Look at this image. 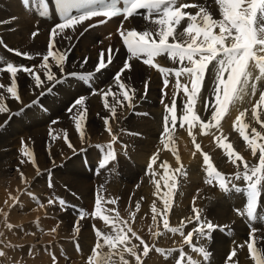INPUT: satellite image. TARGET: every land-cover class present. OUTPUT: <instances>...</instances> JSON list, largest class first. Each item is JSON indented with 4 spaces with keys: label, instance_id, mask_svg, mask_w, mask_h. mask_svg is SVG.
I'll list each match as a JSON object with an SVG mask.
<instances>
[{
    "label": "bare ground",
    "instance_id": "6f19581e",
    "mask_svg": "<svg viewBox=\"0 0 264 264\" xmlns=\"http://www.w3.org/2000/svg\"><path fill=\"white\" fill-rule=\"evenodd\" d=\"M18 2L0 0L3 16L0 17V43L4 41L12 51H21L25 45H30H24L22 33H32L47 25V22L35 17L32 10L36 8L35 0ZM198 3L199 0H155L149 11L126 19L120 28L117 27L118 21L112 20L86 31L87 26L101 18L70 21L52 31L54 43L51 46L48 44L50 50L43 49L48 56L46 60L42 58L36 62L37 68L27 69L28 72L22 69L0 71L3 73L0 79V146L1 141H4L21 153L16 158L17 164L7 171V180H0V204L3 205L0 207V224L3 218L14 215L18 205L25 204L23 200L28 196L27 191L37 193L40 189L42 192L39 196L45 194L46 183L42 177L47 171L48 176L51 174L53 178H60L63 184L82 194L86 203H94V198L98 201L100 207L94 214L97 219L82 222L87 228L84 231V244L91 245L95 238L97 245L91 264H264V65L259 63L262 59H254L257 52L252 51L253 45L264 41V15L254 14L253 0H215L214 3L210 2L214 4L210 10V5L196 7ZM191 4L194 7H190ZM208 11L214 18H208ZM66 27H69L67 31ZM75 27L78 30L75 31ZM19 30L22 33L17 32ZM77 31L84 34L82 41L79 39L84 46L91 44L95 47L80 48V42L74 41ZM34 33L39 34L38 37L40 34H44V37L48 35L47 31ZM115 39H119L120 43H115ZM46 40L43 39L45 43ZM113 42L115 49L110 53L114 61L109 59L112 63L108 64L106 52L103 51V54L102 49L96 46L105 48ZM0 55L9 63L3 64V67L12 66L13 55L5 53L1 46ZM26 65L23 64V67ZM103 70L108 71L110 76L95 82L97 88L100 87L97 89L99 93L95 96L84 94L76 104L72 102L73 106L66 111L65 107H60L62 104L59 105L65 112L59 114L52 124L44 123L46 126L34 128L35 124L28 120L29 117L26 119L28 124L24 122L25 119L9 118L18 109L31 111L36 108L37 105L31 101L34 97L42 99L40 101L47 108L50 107L60 92L71 90L67 87L72 82L75 84V77L67 78V73L86 75ZM146 75L153 76L152 80L148 82ZM161 83L163 88L159 86ZM229 85L230 94L227 90ZM47 89L57 96H43L42 92ZM80 91L77 96L83 93ZM224 91L229 95L225 96ZM71 93L75 91L71 90ZM224 99L232 100L237 110L228 109V115L231 113L229 118L228 115L227 118L221 115L212 117V113L218 111L217 104ZM255 101L259 103L257 108L252 106ZM222 106L223 112L226 107ZM253 108L256 109V115ZM87 109L96 115L89 123L84 122L81 116ZM231 111L236 115L238 112L245 113L246 116H232ZM148 112L157 114V117L163 113L159 126L162 129L154 128L144 118ZM8 118V123L3 127L2 122ZM38 130L41 135L34 133ZM136 135L156 141L149 143V140H142ZM29 137L35 143L40 140L37 144L44 147V151L32 150L35 144L27 148L28 144L23 140L28 141ZM91 145L101 149L96 161L98 174L95 175V181L83 177L76 182L71 175L57 172L58 165ZM123 151L130 155L121 159ZM148 158L147 168L144 164ZM118 159L119 164L125 163L126 169L123 170L124 176H121L122 183L118 187V181L115 187V171L112 168H115ZM143 166L147 168L146 172ZM10 176L12 178L9 179ZM92 191L96 193L94 197ZM24 195L27 196L23 199ZM16 196L18 201L13 200ZM117 196L118 202L115 201L114 206L112 201L110 203L105 199ZM47 206L51 210V205ZM90 207L89 211L92 210ZM250 213L253 219L248 216ZM35 214L29 213L31 216ZM243 216L244 222L240 221ZM44 219V223H48ZM17 224L19 228L13 229L15 238L18 232L23 233V227L20 229V226L24 222ZM88 226L97 229L102 226V230L98 233L99 230L91 227L98 234L90 235L93 230L90 229V232ZM49 229L54 232L52 227L45 228L46 231ZM66 229L64 225L56 240L52 235V241L55 240L53 243L45 240L46 243L40 242L38 247L37 244L36 247L31 246L33 244L21 247L26 252L24 254L33 253L39 257L42 248L44 250L48 245H57L51 246L56 257L67 254L68 240L64 239ZM254 229L260 234H253ZM29 233L25 236L29 237ZM32 235L30 238L34 239V232ZM4 244L3 240L0 241V248ZM92 246L94 249L95 244ZM119 250L129 255L122 256ZM162 253L166 255L165 258L160 256ZM18 254L8 255L19 260ZM13 257L10 259L14 261ZM180 258L182 260L178 262ZM0 260L6 262L7 258L2 257ZM31 260L26 264H34L37 259Z\"/></svg>",
    "mask_w": 264,
    "mask_h": 264
},
{
    "label": "rangeland",
    "instance_id": "374dc122",
    "mask_svg": "<svg viewBox=\"0 0 264 264\" xmlns=\"http://www.w3.org/2000/svg\"><path fill=\"white\" fill-rule=\"evenodd\" d=\"M258 1V2H257ZM261 1H262V3H261ZM199 2H200V4L198 3L197 5H196V7L197 6H209L210 5V7L208 8L209 10L214 6V2H215V0H212V1H210V0H199ZM204 2V3H203ZM205 2H208V4L207 3H205ZM210 2H213V3H210ZM202 3V4H201ZM219 3V2H218ZM218 3H215V4H218ZM261 3V4H260ZM260 3H259V0H253V4H254V10H253V12H254V14H256L257 16H263L264 15V0H260ZM196 4V3H195ZM213 4V5H212ZM212 6V7H211ZM190 7H194V5L192 6V4L190 5ZM257 7H258V10H257ZM0 10L2 11V6H1V4H0ZM0 11V17L2 16V12ZM257 12V13H256ZM207 16H208V18H214L213 16H211V13L208 11L207 12ZM210 16V17H209ZM2 18H3V16H2ZM14 19V18H13ZM14 21H17V20H15L14 19ZM214 23H215V19H214ZM67 28H69V27H66V31L68 30ZM63 29V30H64ZM262 29V26H260V30ZM76 30H78L76 27H75V31ZM22 31V30H21ZM17 32H19V33H22V32H20V30L19 31H17ZM60 32H62V31H60ZM31 33H28V32H24V33H22L21 35H23V36H21L22 38H23V42H24V45L25 44H30L29 46H26L25 45V47L24 48H22L21 49V51H22V53L23 54H25L27 57H29V58H32L31 59V61L32 62H27V60L28 59H26L25 57H23V56H16V58L13 56V62H12V66H13V69L14 70H4V67L2 66L3 64H9L7 61H6V59L2 56V55H0V71H15V70H17V71H20L21 69H22V67H23V64L24 65H26L27 63L29 64V65H35L36 66V62H38V60H41L42 58L44 59L45 57H46V59H47V56L48 55H46V53L44 52V50L43 49H48V50H50V47H48V44L50 43V46L54 43V38H53V36L51 37L52 38V40L53 41H49L50 40V38L48 37V35L47 34H45V37H44V34H40L41 36H39L38 37V35H36L35 34V40L34 39H32L31 38V35H30ZM79 34V35H78ZM46 35H47V37H46ZM84 34L83 33H80L79 31H77V33H76V35H75V39H74V41H75V43H77L78 41H79V39L81 40V37L83 36ZM30 38H29V37ZM78 36V37H77ZM200 36V35H199ZM28 37V38H27ZM37 37V38H36ZM40 37H44L43 39H44V41L46 40V43L43 41V39H41ZM80 37V38H79ZM41 39V42H40V40L39 39ZM76 38H77V40H76ZM24 40H26V41H24ZM30 40V41H29ZM117 40V41H116ZM28 41L30 42V43H28ZM33 41H35V42H33ZM82 41V40H81ZM114 41H116L115 43H117V44H119L120 43V41H119V39H115ZM119 41V42H118ZM37 42V43H36ZM43 42L46 44V45H44L43 44ZM80 42V41H79ZM79 42H78V44H79ZM263 42V43H262ZM33 43V45H31ZM41 43V47L39 46V44ZM115 43L113 42L112 43V45L111 46H106L104 49L101 47V46H96V47H99V50H101L102 52L104 51V52H106L105 54L107 55L106 57L108 58V61H109V63L108 64H110V63H112L113 61L111 60V56L113 55V54H111V53H113L114 52V49H115ZM2 44V45H1ZM34 44H35V46H34ZM4 45H6V46H8L4 41H2L1 43H0V46H4ZM37 45V46H36ZM259 45V46H258ZM34 46V47H33ZM44 46V47H43ZM79 46H80V48H82V49H84L85 47H87V46H92V47H95V46H93V45H91V44H89V45H87V46H84V44H83V42H80V44H79ZM112 46H114L113 48H112ZM1 47V48H2ZM9 47V46H8ZM39 47V48H38ZM108 47H110V48H108ZM257 47L258 49H260V52H258L259 50L258 49H255V48ZM40 48H42L41 50H40ZM101 48V49H100ZM254 48V49H253ZM4 49V48H3ZM105 49H107L106 51H105ZM111 49V50H110ZM24 50V51H23ZM108 50H110V51H108ZM256 51L257 53H255L254 55L256 56V58H254L256 61H259V60H261V61H259V63H261L262 65H264V41H261L260 43H258L257 44V46L256 45H253V47H252V51ZM263 50V52H261ZM21 51H16L15 50V52L16 53H18V54H20V52ZM41 51V52H40ZM38 52V53H37ZM104 52H103V54H104ZM111 52V53H110ZM34 53H35V55H34ZM38 54H42L41 56L39 55V56H37ZM45 54V55H44ZM109 54V55H108ZM260 54H262V55H260V57H259V55ZM35 56V57H34ZM44 56V57H43ZM105 56V55H104ZM19 57V58H18ZM37 57H39V58H37ZM41 57V58H40ZM260 59H259V58ZM2 58H3V60H4V62H3V60H2ZM16 59H17V61H16ZM24 61H23V60ZM45 59V60H46ZM112 61H110V60ZM252 59H253V57H252ZM258 59V60H257ZM20 60V61H19ZM29 61V60H28ZM25 62V63H24ZM131 62V61H130ZM14 63H16V64H14ZM19 63V64H18ZM35 63V64H34ZM19 65V66H15V65ZM12 66H7L6 65V67H12ZM34 66V68L33 69H35V68H37V67H35ZM18 67V68H17ZM264 67V66H263ZM262 67V68H263ZM20 69V70H19ZM32 69V70H33ZM29 71H30V69H28ZM262 70V69H261ZM263 70H264V68H263ZM24 71V70H23ZM27 70H25V72H26ZM106 70H103L102 72H95V71H93V72H91V73H87V74H90L91 75V79H89V81L88 80H85L86 79V75H83V74H77L78 76H76L74 79H75V81H74V83L75 84H73V82H72V84L71 85H73V87L71 86V85H69L70 87H67V88H69V89H71L72 90V92H74L75 91V93L73 94V93H71V90H64L66 93H64V91H62V92H60L59 93V95L57 96L56 94H53V91L52 90H49V89H47L46 91H44V92H42V94H43V96H49V97H55V96H57V98L55 99V101H53L51 104L53 105H51L50 107H48L47 108V106L46 105H44L40 100H42V99H37L36 97H34L31 101L33 102V103H35L37 106H36V108H34V109H32L31 111H27V110H24V108H22L21 110L20 109H18L17 111H15L14 113L12 112L11 114H10V116H9V118H11V116H14V117H17V120H20L21 119V121H23L24 119V122L26 123V124H28V120H32L33 121V124H35L34 125V128H41V127H44V126H46L44 123H47V124H52L53 123V121H56L57 120V118L59 117V114H61V113H63V112H65L68 108L69 109H71V107L73 106V104H76L77 103V101H79V97H81V96H83L84 94H91V96H95L96 94H98L99 93V89H100V87H98L97 88V85L95 84V82L97 81V80H101V79H103V78H105V77H108V76H110V74H109V72L108 71H106ZM28 72V71H27ZM262 72H264V71H262ZM2 74L3 73H0V79H2ZM68 74V77L67 78H71L72 77V74L70 73H67ZM99 74V75H98ZM97 75V76H96ZM71 76V77H70ZM84 76V77H83ZM151 76V75H150ZM149 75L147 76H145V77H147V79H148V82L149 81H151L152 80V77L153 76H151L150 77ZM99 77H100V79H99ZM103 77V78H102ZM97 78V79H96ZM83 79V80H82ZM96 79V80H95ZM79 80V81H78ZM76 81H77V83H76ZM92 81V82H91ZM80 82V83H79ZM164 82V81H163ZM162 82V83H163ZM83 83V84H82ZM91 83V84H90ZM160 84L159 86H162L163 84ZM85 84V85H84ZM95 84V86H93ZM74 86H77V87H74ZM89 86H91L92 88H94L96 91H98V92H96V94H95V91H92V88H90V89H88V87ZM84 87V88H83ZM231 88V86L229 85L228 86V88ZM74 88H77L79 91L81 90L83 93H81L80 95H76L77 94V92H78V90L77 89H74ZM81 88V89H80ZM87 88V89H86ZM162 88H163V86H162ZM230 88L229 89H227L228 90V92L230 91ZM83 89H84V91H83ZM98 89V90H97ZM226 90V91H227ZM69 91V92H68ZM80 91V92H81ZM91 91L93 92V94L91 93ZM160 90H158L157 91V94H158V92H159ZM226 91H224L225 93H223L225 96H228L229 94H230V92H229V94L227 95V93L228 92H226ZM67 93H69V94H67ZM71 93V94H70ZM51 94H53V95H51ZM65 94V95H64ZM51 95V96H50ZM61 95V96H60ZM73 97H72V96ZM60 96V97H59ZM67 97H68V99H67ZM61 98H62V100H61ZM63 98H65L64 100H63ZM77 98V99H76ZM61 101H60V100ZM73 99V100H72ZM59 100V101H58ZM70 100V101H69ZM76 100V101H75ZM81 100V99H80ZM228 103H226V102ZM31 102V103H32ZM63 102V103H62ZM67 104H66V103ZM69 102V103H68ZM72 102H73V104H72ZM233 101L231 100H226V99H224L223 101H221L220 103H218L217 104V106L216 107H218V109L216 108V110H218V111H215V113L213 112L212 113V117H214V116H216V117H218V115L220 116H222V117H225V118H229L230 117V115H231V113H230V115H228V113H227V110L229 109V110H232V111H236L237 110V107L236 106H234L233 104H234V102L232 103ZM56 103V104H55ZM59 103V104H58ZM222 103L224 104L223 106H222ZM232 103V104H231ZM256 103V104H255ZM62 104V105H61ZM237 103H235V105H236ZM258 102L257 101H255L253 104H252V106L254 107L255 106V108H257V106H258ZM59 105H61L60 107L61 108H63V107H65V111L63 110V109H60V107H59ZM65 105V106H64ZM72 105V106H71ZM221 105L223 108H225V109H223V112H222V108H221V106L219 107V106ZM230 107H229V106ZM56 106V107H55ZM63 106V107H62ZM70 106V107H69ZM232 106V107H231ZM251 106V107H252ZM221 110H220V109ZM233 108V109H232ZM235 108V109H234ZM255 108H253V113L255 114V111H256V109ZM59 109V110H58ZM39 110V111H38ZM58 110V111H57ZM62 110V111H61ZM22 111V112H21ZM26 113H25V112ZM220 111V112H219ZM231 111V112H232ZM19 112H21V113H19ZM38 112H39V114H38ZM42 112V113H41ZM84 113L81 115L82 116V120L84 121V122H87V123H89V122H91V121H93L95 118H96V115H95V113L92 111V110H85V111H83ZM161 112H162V110H161ZM216 112H217V115H215L216 114ZM227 114H226V113ZM25 115H23V114ZM29 113V114H28ZM91 113H92V115H91ZM240 112H238L237 113V115L238 116H240L241 115V117H245L246 115H245V113H241V114H239ZM41 114V115H40ZM47 114V115H46ZM152 115V113L151 112H148V114H146L145 116H144V118L145 119H147L148 121H150V124L155 128L156 127V129L157 128H161V127H159V126H161V117H163V113H160L161 115H160V117H159V115H158V117H157V114L155 115L154 113H153V115ZM224 114H225V116H224ZM232 116H237L236 115V113H234V112H232ZM31 115V116H30ZM33 115V116H32ZM40 115V116H39ZM47 117H46V116ZM49 115V116H48ZM94 115V116H93ZM228 115V116H227ZM250 115H251V112H250ZM256 115V114H255ZM254 115V116H255ZM21 116H22V118H21ZM43 116V117H42ZM91 116V117H90ZM150 117V119H148L149 117ZM227 116V117H226ZM231 116V117H232ZM29 117V118H28ZM36 117V118H35ZM40 117H42V118H40ZM88 117H89V119H88ZM148 117V118H147ZM156 119H155V118ZM9 118L5 121L4 120V122H2L3 124V127H5V125L8 123V121H9ZM28 118V120H26ZM44 118H46L45 120H44ZM37 119H38V121H37ZM41 119V120H40ZM151 119H152V121H151ZM156 121H155V120ZM160 119V120H159ZM158 120V121H157ZM38 123H40V122H42V123H40V124H38ZM40 121V122H39ZM44 121V122H43ZM46 121V122H45ZM154 121V122H153ZM35 122V123H34ZM158 124H157V123ZM36 125H39V126H36ZM42 125V126H41ZM162 129V128H161ZM34 133H37V134H39V135H41V133L39 132V130L37 131V132H34ZM33 134V133H32ZM31 135V134H30ZM26 136H28V135H26ZM137 136V138H139L140 137V139H142V140H149L148 142L149 143H155V139H151V138H149V137H147V136H142L141 137V135H136ZM210 138H212V137H210ZM25 139V138H24ZM28 141H31L32 140V142L33 141H35L34 139H32V138H28L27 139ZM146 140V141H147ZM26 144H28L27 146H24L23 148L24 149H27V148H29V147H32V145H34V147H32V150H34L35 152H37V151H44V147H40L38 144V142H41L40 140H38V142H28V141H25V140H23ZM151 141V142H150ZM153 141V142H152ZM4 143V144H3ZM38 143V144H37ZM122 143V142H121ZM30 145V146H29ZM39 146V147H38ZM121 146H123V144H121ZM22 147V146H21ZM27 147V148H26ZM91 147V148H90ZM96 147V148H95ZM98 146H96V145H93V147H92V145L91 146H89V147H86L84 150H80L77 154H75L74 155V157L72 156V157H70L68 160H66L63 164H64V166H63V164H60V165H58V167H57V172L59 173V174H61V175H65V174H69V175H71L72 176V178H73V180L75 179V181L76 182H78V181H80V179L81 178H83V177H86L87 179H89L91 182H93V181H95V179H96V176H97V174H98V162H96V161H98V158L100 157L99 156V154H101V149L98 147ZM11 148V149H10ZM22 148V149H23ZM90 148V149H89ZM94 148H95V150H94ZM23 149V150H24ZM97 149H100L99 151L97 150ZM14 150H15V152H14ZM30 150H31V148H30ZM0 180H7V176H8V174H9V172H7V171H9V169H10V167L11 166H13V165H15V163L17 164V159H18V156L20 157V155H21V153H19V151H18V149H15V148H13L12 146H8V144L6 143V142H4V141H1V146H0ZM10 152V153H9ZM14 152V153H13ZM80 152H84L85 154H86V156H87V158H88V162H87V165H84V163L86 162V160H87V158H82L81 159V156H80ZM5 153V154H4ZM8 153V154H7ZM12 153V154H11ZM24 153H25V150H24ZM93 154H96V155H93ZM122 155L123 156H121L120 158L122 159V157H128L130 154H125L124 153V151H123V153H122ZM14 156V158H12ZM34 156H35V154H34ZM71 156V155H70ZM76 156V157H75ZM79 156V157H78ZM90 156V157H89ZM36 157V156H35ZM17 158V159H16ZM71 158H73L72 160H71ZM119 158V159H120ZM16 159V160H15ZM75 159H77V160H75ZM79 159V160H78ZM89 159L91 160L90 162H89ZM119 159H118V161H117V164L115 165V168H112L113 169V171H115V187L117 186V182H118V187H119V185H120V183H122V179H123V177H121V176H124V171H125V169H126V166H124L125 165V163L124 164H119ZM34 160H35V158H34ZM74 160H75V162H77L78 163V165H76L77 163H75L74 162ZM148 160V161H147ZM14 161V162H13ZM71 162V163H69V162ZM150 161V158H148V159H146V162L147 163H145L144 164V166H146L147 168H148V162ZM95 162H96V164H95ZM5 163V164H4ZM92 163V164H91ZM7 164H9V165H7ZM68 164V165H67ZM66 165V166H65ZM92 165V166H91ZM121 165V166H120ZM61 166V167H60ZM69 166V167H68ZM78 166V167H77ZM84 166V167H83ZM143 166V168H144V171L146 170L147 171V168L146 167H144ZM81 167V168H80ZM120 167V168H119ZM124 167V168H123ZM4 168V169H3ZM64 168H66L67 170H65ZM62 169V170H61ZM71 169V170H70ZM80 169H82L83 171H84V173H82V170H80ZM64 170V171H63ZM119 170V171H118ZM120 170H121V172H120ZM124 170V171H123ZM63 171V172H62ZM71 171V172H70ZM93 171V172H92ZM95 171H96V174H95ZM118 171V172H117ZM145 171V172H146ZM49 172V171H48ZM117 172V173H116ZM46 173V174H45ZM45 173L42 175L43 177V179H44V181H45V183H46V191H45V194L44 195H42V196H39L40 195V192H42V190L40 191V189H39V191L36 193H29V191H27V193L26 194H28V196L26 197L25 195L24 196H22V198L24 197H26L25 198V200H23V201H25V204L23 205H18L17 207H16V209H15V211H14V215H11V216H7V217H5V218H3L2 220H1V224H0V241H4L5 242V244H4V246L2 247V248H0V258H2V257H6L7 258V261L5 262V260H0V263H8V264H11V263H15V264H26V263H29V261L31 260V258H32V260L31 261H33V259L35 258V260H36V263H34V264H40V262H41V264H59V263H61V264H91L90 262H92L93 260H94V258H93V255L96 253V248H97V245H96V243L94 242L95 241V238L92 240L93 242L91 243L90 241H87V242H90L91 243V245L89 244V246H87V245H85L84 243L86 242V241H84V239H83V237H85V234H86V232H84L85 231V229H87L86 228V224H84V223H82V222H84V221H89V220H93V218H94V220H95V218L97 217L96 215H94V214H96L97 213V211H96V209H98L100 206L99 205H97V200L94 198V203L92 202L91 204H89V203H86V198L81 194L80 195V193L79 192H77V191H75L73 188H71V187H68V186H66V184H63V182H62V180L60 179V178H53V176L50 174L49 176H48V173H47V171H45ZM71 173H73V174H71ZM86 173H87V175H86ZM118 174H119V176H118ZM45 175H47L48 177H46ZM78 175V176H77ZM96 175V176H95ZM117 175V176H116ZM80 176H82V177H80ZM91 176V177H90ZM53 178V180L51 181V179ZM75 177V178H74ZM76 177H78L77 179H76ZM80 177V178H79ZM119 177V178H118ZM120 177H121V180H120ZM10 178H12V176H10L9 177V179ZM46 178H47V180H46ZM51 178V179H50ZM49 179V180H48ZM55 179V180H54ZM55 181V182H54ZM48 182H50L49 184H52L51 182H53V184L52 185H50L49 186V184H47ZM8 183H6L5 184V188L7 187L6 185H7ZM47 185H48V187H47ZM56 186V187H54V186ZM49 187L51 188V187H54V188H51V190L53 189V191H51V190H49ZM61 187H64L65 189H67L66 191L65 190H62V188ZM222 187H224V186H219V188H221V189H225V187L224 188H222ZM60 188V189H59ZM63 188V189H64ZM55 189H57L56 191H55ZM49 191V192H48ZM59 191V192H58ZM63 191V192H62ZM68 191H70V192H68ZM74 191V192H73ZM96 191V190H95ZM95 191H92V194H93V197L96 195V193H95ZM47 192V193H46ZM52 192V193H51ZM57 192V193H56ZM72 192V193H71ZM48 193H51V195L49 194V196H48ZM61 193H63V194H61ZM64 193H65V196H64ZM95 193V194H94ZM46 194H47V196H46ZM34 195V196H33ZM38 197H36V196ZM63 195V196H62ZM61 196V197H60ZM69 196H70V198H69ZM82 196H83V198H82ZM97 196H100V194L99 193H97ZM18 196H16V197H14V199L13 200H17L18 201V198H17ZM29 197H33V198H29ZM36 197V198H35ZM44 197V198H43ZM75 197V198H74ZM118 197L119 196H117V198H113L112 199V197H111V199L110 198H108V197H104L105 199H107V200H109L110 201V203H111V201H112V205L114 206L115 205V201H117L118 202ZM17 198V199H16ZM52 198V199H51ZM72 198V199H71ZM44 199H45V201H44ZM46 199H47V201H46ZM29 200V201H28ZM17 201H15V202H17ZM26 201H28L27 202V204H26ZM39 201H41V202H39ZM31 204H30V203ZM50 206L51 205V210H50V207H48L47 206V204ZM114 203V204H113ZM94 204H96V205H94ZM27 205V206H26ZM71 205V206H70ZM92 207V210L91 211H94V214L92 213V212H90L89 210V208L88 207H90V206ZM2 204H0V207L2 208ZM37 206V207H36ZM47 206V207H46ZM94 206H96V207H94ZM99 206V207H98ZM88 209H87V208ZM90 207V208H91ZM98 207V208H97ZM15 207L13 206V209H14ZM34 209L33 211H32V209ZM35 208H37V211H35ZM43 208V209H42ZM46 208V209H45ZM95 208V209H94ZM38 209H39V211H38ZM40 209H42V211L40 210ZM88 210V211H87ZM234 210H238V209H234ZM48 211V212H47ZM32 212H33V214L34 213H36L34 216H31V215H29V213H31L32 214ZM43 212V213H42ZM27 215H26V214ZM86 213H89V215H87ZM114 213V212H113ZM239 213H241V212H239ZM257 213V212H256ZM84 214V215H83ZM115 214V213H114ZM38 215V216H37ZM44 215H46V216H44ZM47 215H49V216H47ZM66 215V216H65ZM93 215V216H92ZM113 215V214H112ZM252 215V216H251ZM25 216V217H24ZM42 216V218H37V217H41ZM43 216H44V218L45 217H47V218H43ZM83 216V217H82ZM95 216V217H94ZM248 216H250L252 219H253V214H249ZM26 218V219H25ZM37 218V220H35ZM92 218V219H91ZM43 219L45 220V222L46 221H48V223L46 222V223H44V221H43ZM97 219V218H96ZM41 222H40V221ZM64 220V221H63ZM25 221H28V222H30L29 224L27 223V222H25ZM33 221V222H32ZM37 221V222H36ZM53 223H51V222ZM240 221H242V222H244L245 221V217L243 216V220H240ZM3 222V223H2ZM24 222V224L22 225L21 224V226H20V229H21V227H23V233H24V235H22L23 233L22 232H18L17 233V237L15 238V236L13 237V235H15V233L13 232V229L14 228H19V226H17L18 224L17 223H23ZM40 222V223H39ZM62 222V225H60L59 226V224ZM252 222V221H251ZM261 222V221H260ZM262 222L264 223V218L262 219ZM51 223V224H50ZM54 223H57V224H55V226H54ZM59 223V224H58ZM64 223V224H63ZM3 224V225H2ZM12 224V225H11ZM15 224V225H14ZM28 224V226H26ZM31 224V225H30ZM30 225V226H29ZM32 225H34V227L36 228V230L38 229L39 230V233H38V230L36 231L35 230V228L32 226ZM46 225V226H45ZM57 225V226H56ZM65 225V228H67L66 230H65V237L66 238H64V239H66V240H68V241H70L69 242V244H68V241H67V243H66V250H65V248H64V250H65V253L67 252V254H60V256H55V254H54V251L52 250L53 248L52 247H57V245H48V247L47 248H45L44 250H43V248H42V252L40 253V254H38L39 255V257H36V256H34L35 254H33V253H29L31 256H34V257H31L29 254L28 255H26V254H24V253H26L25 251H23V248L25 247V246H30L31 244H33V245H31V246H33V247H38V244H39V246H40V242H41V244L42 243H46V241H47V243L49 242V243H51V241H52V235L55 237V240H56V237L58 236V234L60 233V231H61V229L63 228V226ZM78 225V226H77ZM82 225H84L85 227H83ZM252 225H254V222H252ZM4 226V227H3ZM9 226H11V227H13V228H10ZM25 226H26V228H25ZM45 226V227H44ZM49 226V228H51L52 227V231H54V232H56L57 231V233H54V232H51V229H49L48 231H46L45 230V228L46 227H48ZM7 227V228H6ZM29 227H30V229H29ZM56 227V228H55ZM59 227V228H58ZM61 227V228H60ZM75 227H76V230H75ZM88 227H90L89 228V231H90V229H94L95 230V226H88ZM92 227V228H91ZM102 227V226H101ZM101 227L99 228V229H97V230H99V231H97L98 233L100 232V229H101ZM33 228V229H32ZM58 228V229H57ZM25 229H27V230H25ZM28 229L30 230V231H28ZM55 229V230H54ZM78 229V230H77ZM79 229H81V230H79ZM92 229V230H93ZM32 230H34L33 232H34V236H35V238L34 239H32V238H30L31 237V235L33 234V232H32ZM59 230V231H58ZM92 230L90 231V232H92ZM94 230H93V232H92V234L90 233V235H93V234H96L97 232H94ZM102 230V229H101ZM2 231V232H1ZM15 231V230H14ZM19 231V230H18ZM73 231H74V233H73ZM79 231V232H78ZM82 233H81V232ZM9 232V233H8ZM28 232H30L29 233V237L28 236H25V235H28ZM31 232H32V234H31ZM43 232V233H42ZM47 234H46V233ZM51 232V233H50ZM59 232V233H58ZM71 232V233H70ZM6 233V234H5ZM74 235H73V234ZM84 233V234H83ZM97 233V234H98ZM256 233H258L257 232V229H254L253 230V234H256ZM31 234V235H30ZM36 234V235H35ZM39 234H40V238H39V240H38V237H39ZM55 234H56V236H55ZM70 234H72V236L70 235ZM258 234H260V233H258ZM12 235V236H11ZM37 235H38V237H37ZM46 235H48V237L46 236ZM71 236V238H70V236ZM21 236V237H20ZM33 236V235H32ZM69 236V237H68ZM82 236V237H81ZM51 237V239H49L48 240V238H50ZM30 238V239H29ZM37 238V239H36ZM16 239V240H15ZM22 239V240H21ZM42 239H44V240H42ZM54 239V238H53ZM82 239V240H81ZM25 240H26V243H25ZM29 240H32V241H29ZM34 240H35V242H34ZM46 240V241H45ZM55 240H53L54 242H55ZM19 241V242H18ZM27 241H29V242H27ZM45 241V242H44ZM53 241H52V243H53ZM22 242V243H21ZM31 242V243H30ZM39 242V243H38ZM8 243V244H7ZM35 244H37L36 246H35ZM92 244L94 245L95 244V248L93 249V246H92ZM97 244H98V241H97ZM18 245V246H17ZM52 246V247H51ZM71 246V247H70ZM21 247H23V248H21ZM50 247V248H49ZM86 247H88L87 249H86ZM86 249V250H85ZM129 249V248H128ZM22 250V251H21ZM52 250V251H51ZM19 251V252H18ZM120 252H121V254H122V256H124L123 254H128L126 251H124V250H119ZM124 252V253H123ZM10 253H19L18 254V258H19V260H15V258L13 257V256H9L10 255ZM6 254V256H4ZM9 254V255H8ZM33 254V255H32ZM42 254V255H41ZM44 254V255H43ZM92 254V255H91ZM68 255V256H67ZM81 255V256H80ZM85 255L87 256V257H85ZM129 255V254H128ZM2 256V257H1ZM30 256V257H29ZM62 256H63V258H62ZM162 258H165L166 257V255H164V253H162L161 255H160ZM14 258V261L12 260V259H10V258ZM56 257V258H55ZM80 257V258H79ZM9 258V259H8ZM45 258V259H44ZM49 258V259H48ZM77 258H79V259H77ZM86 259V262H85V259ZM92 258V259H91ZM4 259V258H3ZM67 259V260H66ZM77 259V260H76ZM11 260V261H10ZM26 260H27V262H26ZM35 260H34V262H35ZM63 260V261H62ZM72 260V261H71ZM74 260V261H73ZM181 258H180V260L178 261V262H181ZM37 261H39L38 263H37ZM79 261V262H78ZM82 261V262H81ZM84 261V262H83ZM17 262V263H16ZM57 262V263H56ZM31 264H33V263H31ZM94 264V263H93Z\"/></svg>",
    "mask_w": 264,
    "mask_h": 264
}]
</instances>
